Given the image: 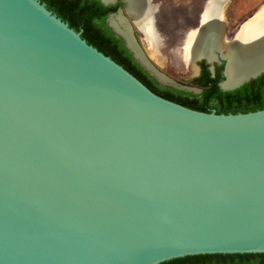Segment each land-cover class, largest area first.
Listing matches in <instances>:
<instances>
[{
    "label": "water",
    "instance_id": "1",
    "mask_svg": "<svg viewBox=\"0 0 264 264\" xmlns=\"http://www.w3.org/2000/svg\"><path fill=\"white\" fill-rule=\"evenodd\" d=\"M97 1L122 3L106 26L137 64L200 93L152 65L126 0ZM117 15L130 43L109 23ZM201 60L185 63L199 72ZM206 62L213 75L221 59ZM225 69L221 91L264 74L223 87ZM243 254H264V110L223 115L166 100L40 0H0V264Z\"/></svg>",
    "mask_w": 264,
    "mask_h": 264
},
{
    "label": "trees",
    "instance_id": "2",
    "mask_svg": "<svg viewBox=\"0 0 264 264\" xmlns=\"http://www.w3.org/2000/svg\"><path fill=\"white\" fill-rule=\"evenodd\" d=\"M40 1L46 5L49 11L66 22L70 28L80 32L81 38L87 44L110 57L152 92L166 100L195 111L210 113L214 110L216 114L223 115L246 114L264 110V74L235 90L221 91L218 86L221 81L219 75L221 67L216 69L215 76H211L208 66L202 61L199 64L201 67L200 76L186 83L200 89L199 94L160 84L133 60L131 53L125 48L122 40L116 37L106 26L108 15L116 12L122 3L107 7L97 0ZM220 257L264 258V254L198 255L174 259L162 264H188L198 260Z\"/></svg>",
    "mask_w": 264,
    "mask_h": 264
},
{
    "label": "bare ground",
    "instance_id": "3",
    "mask_svg": "<svg viewBox=\"0 0 264 264\" xmlns=\"http://www.w3.org/2000/svg\"><path fill=\"white\" fill-rule=\"evenodd\" d=\"M224 1L206 2V9L199 19L198 27L190 30L186 35L182 59L187 63L196 57L209 62L216 58L221 59L226 63V80L222 86L231 87L247 75L264 70V7L233 36H228L225 32L227 22L222 16L221 8ZM126 3L127 13L143 37L146 40H154L156 36L153 34V25L149 20L151 8L146 0H126ZM109 23L130 43L129 32L120 29L124 24L120 16H112ZM191 69L195 75L198 73L196 67L191 66Z\"/></svg>",
    "mask_w": 264,
    "mask_h": 264
},
{
    "label": "rangeland",
    "instance_id": "4",
    "mask_svg": "<svg viewBox=\"0 0 264 264\" xmlns=\"http://www.w3.org/2000/svg\"><path fill=\"white\" fill-rule=\"evenodd\" d=\"M207 1L151 0L156 6V32L152 29L156 37L151 41L146 40L141 31L132 24L136 40L152 65L181 86L194 88L186 84L196 76L191 67L183 61L182 48L187 33L198 27L199 17L206 9ZM263 4L264 0H230L226 9L229 28L234 29L252 10Z\"/></svg>",
    "mask_w": 264,
    "mask_h": 264
},
{
    "label": "flooded vegetation",
    "instance_id": "5",
    "mask_svg": "<svg viewBox=\"0 0 264 264\" xmlns=\"http://www.w3.org/2000/svg\"><path fill=\"white\" fill-rule=\"evenodd\" d=\"M228 4H229V2H228ZM228 4H227V6H228ZM121 7H122V5H121ZM262 7H264V4L262 6H259L258 8H255L254 10H252V12L248 15V17L243 18L234 29L229 28L230 24L228 23V17L226 15V9H227V7H226V9L224 10V19H225V22H227L226 28H225L226 34L228 36H233L235 34V32H237L246 22H248L250 20V18H252L254 15H256ZM154 27H155V25H154ZM154 31L156 32L155 29H154ZM133 33H134V30H133ZM134 36H135V34H134ZM157 38H158V36H157ZM132 58H133V56H132ZM133 60H134V58H133ZM202 61L205 62V64L208 66V70H209V65L207 64L206 60L199 61L197 63V65L199 67V72H198V75L196 77L200 76L201 67L199 64ZM225 64L226 63L222 60H221L220 64H215L213 75L209 70V72L211 73V76H215L216 75V69L221 67V71H219L220 72L219 75H220L221 80H222V72L225 68ZM253 261H254V263H252ZM237 263L238 264H264V258H262V257H255V258H244V257L243 258H239V257L229 258V257H226V258H221L220 257V258H209V259H204V260H198V261H195L193 263H188V264H237Z\"/></svg>",
    "mask_w": 264,
    "mask_h": 264
}]
</instances>
